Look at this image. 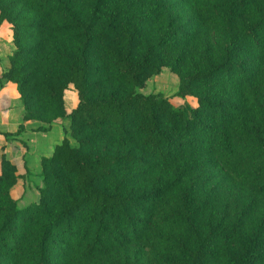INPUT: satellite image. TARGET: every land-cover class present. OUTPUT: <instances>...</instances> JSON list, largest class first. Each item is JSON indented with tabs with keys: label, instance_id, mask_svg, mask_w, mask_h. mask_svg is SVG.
Wrapping results in <instances>:
<instances>
[{
	"label": "trees",
	"instance_id": "trees-1",
	"mask_svg": "<svg viewBox=\"0 0 264 264\" xmlns=\"http://www.w3.org/2000/svg\"><path fill=\"white\" fill-rule=\"evenodd\" d=\"M0 23L22 121L69 120L36 202L1 156L0 264H264V0H0ZM162 68L190 114L137 92Z\"/></svg>",
	"mask_w": 264,
	"mask_h": 264
},
{
	"label": "crops",
	"instance_id": "crops-1",
	"mask_svg": "<svg viewBox=\"0 0 264 264\" xmlns=\"http://www.w3.org/2000/svg\"><path fill=\"white\" fill-rule=\"evenodd\" d=\"M12 50L13 43L9 27L6 23H0V80L2 72L9 67L8 56ZM75 104L69 107L67 103V107L72 108ZM22 111L16 84L11 81L1 83L0 161L2 154H5L17 166V173L20 177L12 187L11 195L20 208L38 200V187L42 186L41 157L51 156L69 126L68 119L58 120L52 124L38 121L23 122ZM22 122L24 130L15 135L14 133ZM2 132L12 134L6 137ZM21 141L25 142L26 147L21 145Z\"/></svg>",
	"mask_w": 264,
	"mask_h": 264
},
{
	"label": "rangeland",
	"instance_id": "rangeland-1",
	"mask_svg": "<svg viewBox=\"0 0 264 264\" xmlns=\"http://www.w3.org/2000/svg\"><path fill=\"white\" fill-rule=\"evenodd\" d=\"M178 86V78L175 74L171 73L168 68H162L160 73L151 76L145 83L144 87L137 88V92L143 94L161 93L163 96L168 97L169 100L177 107L183 109L187 114H190V107L196 105L194 97L187 96L180 98L175 95ZM65 100L71 107L77 102L76 94L72 91H67Z\"/></svg>",
	"mask_w": 264,
	"mask_h": 264
}]
</instances>
